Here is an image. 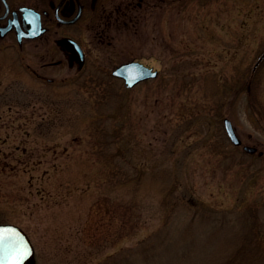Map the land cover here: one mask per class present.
<instances>
[{
  "label": "rangeland",
  "instance_id": "obj_1",
  "mask_svg": "<svg viewBox=\"0 0 264 264\" xmlns=\"http://www.w3.org/2000/svg\"><path fill=\"white\" fill-rule=\"evenodd\" d=\"M151 9L77 71L0 51V223L36 264H264V0ZM132 59L160 73L127 87Z\"/></svg>",
  "mask_w": 264,
  "mask_h": 264
},
{
  "label": "flooded vegetation",
  "instance_id": "obj_2",
  "mask_svg": "<svg viewBox=\"0 0 264 264\" xmlns=\"http://www.w3.org/2000/svg\"><path fill=\"white\" fill-rule=\"evenodd\" d=\"M184 3L188 6L189 0H0V51L48 39L64 57L45 64L68 63L70 72L77 71L88 58L85 42L89 31L93 40L110 42L111 30L136 22L139 14L163 5L177 9ZM78 44L84 64H80ZM31 72L41 76L36 70Z\"/></svg>",
  "mask_w": 264,
  "mask_h": 264
},
{
  "label": "water",
  "instance_id": "obj_3",
  "mask_svg": "<svg viewBox=\"0 0 264 264\" xmlns=\"http://www.w3.org/2000/svg\"><path fill=\"white\" fill-rule=\"evenodd\" d=\"M84 62V53L81 52L80 63ZM113 74L123 77L127 86H134L138 82L159 74V69L147 65L140 60L122 62L113 69ZM224 125L230 140L234 144H241L232 120L224 118ZM248 152L257 151V147L245 144ZM260 154L263 151H259ZM0 264H36L34 246L28 234L17 224L0 223Z\"/></svg>",
  "mask_w": 264,
  "mask_h": 264
},
{
  "label": "trees",
  "instance_id": "obj_4",
  "mask_svg": "<svg viewBox=\"0 0 264 264\" xmlns=\"http://www.w3.org/2000/svg\"><path fill=\"white\" fill-rule=\"evenodd\" d=\"M250 82V81H249ZM249 90H250V87H249Z\"/></svg>",
  "mask_w": 264,
  "mask_h": 264
}]
</instances>
